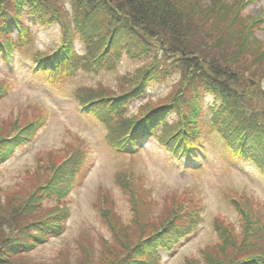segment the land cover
I'll list each match as a JSON object with an SVG mask.
<instances>
[{
  "label": "trees",
  "instance_id": "16d2710c",
  "mask_svg": "<svg viewBox=\"0 0 264 264\" xmlns=\"http://www.w3.org/2000/svg\"><path fill=\"white\" fill-rule=\"evenodd\" d=\"M250 1L0 0V99L15 74L4 64L32 43L35 27H57L60 38L49 51L32 53L30 82L62 84L79 72H111L124 58L141 62L113 86L97 81L70 90L76 116L101 126L98 147L130 158L112 173L114 190L95 188L96 226L77 229L53 255L36 258L50 240L64 237L68 194L78 188L97 143L69 130L58 146L36 154L19 192L0 189V264H161L163 252L199 229L205 201L195 185L158 199L142 183L132 167L137 155L128 151L145 132L172 162L191 161L200 158L198 134L208 138L209 127L229 170L249 164L264 177V42L254 36L263 20L246 15ZM153 84H166V92L145 97ZM208 94L213 101L204 112ZM45 115L42 105L29 103L0 120V163L30 142ZM219 191L234 220L213 215L215 240L179 264H264V195Z\"/></svg>",
  "mask_w": 264,
  "mask_h": 264
},
{
  "label": "rangeland",
  "instance_id": "374dc122",
  "mask_svg": "<svg viewBox=\"0 0 264 264\" xmlns=\"http://www.w3.org/2000/svg\"><path fill=\"white\" fill-rule=\"evenodd\" d=\"M201 1L207 3L206 0ZM254 2L245 11L246 15L257 16L261 14L264 16V0H255ZM254 36L264 42V22L261 27L254 31ZM59 38L60 30L57 27H35L33 29L32 43L28 47L16 51L14 56L15 70L13 71L15 74L11 77L13 84L12 87L7 86L0 99V120L8 119L9 114L13 118L17 108L22 110L29 103L42 105L46 109L43 126L37 130L31 141L25 146L16 148L15 152L2 162L0 166V189L3 194L15 191V188L19 189V192L21 190L19 185L24 183L25 179H29L27 172L34 170L36 166V154L45 152L44 149L46 148L58 146L60 140L67 137L68 132L78 130L97 142L94 143V160L86 175L79 183L78 188L68 194L72 208L67 219V226L63 231L64 237L61 240H50L37 251V259H44L53 255L67 238L69 239L72 234L76 233L77 229L79 232L86 225V228H90L91 231V228L96 226L97 221H95L94 212L90 207V200L95 188L98 184H104L114 190L111 181L112 173L130 160L124 156H111L104 149L101 150L100 146L98 147L100 145L99 139L102 137L101 126L93 120L88 122V119L76 116L71 108L70 90L81 85H94L97 81L113 86L119 76L127 71H132L141 63L124 58L113 71L103 72L96 76L79 72L72 78L64 79L62 84H46L42 80L30 82L26 75L27 64L31 63L32 53L49 51L50 46L58 42ZM76 49L80 50V45L77 44ZM11 88L14 90L10 92ZM262 88L264 89V84H262ZM166 90V84H153L149 88L147 96L155 99L164 94ZM212 101V96L208 94L204 103V112L207 111L206 106H209ZM140 102L141 100L131 104L130 110H135ZM207 120L209 122V117L206 116ZM206 133H208L207 139L211 143V147L206 151H212V154L200 172L179 170L176 163L164 154V151L154 140L142 149L140 155L134 157L136 161L134 160L132 164L133 169L144 177L142 183L146 184V187L147 184L151 187L156 198L159 199L169 190L180 192L185 186L195 185L205 201L204 213L202 214L203 221L199 230L172 255L163 252L162 258H164L163 260L160 259L162 264H179L183 255H198L200 247L211 240H215L209 227L213 215L220 214L228 220H234V212L221 197L219 188L229 187L247 193L253 192L259 196L264 195V177L249 164L239 165L229 170L225 160L221 157L222 145L220 146L219 138L210 133L209 127L206 128ZM145 186L143 187L146 188Z\"/></svg>",
  "mask_w": 264,
  "mask_h": 264
}]
</instances>
